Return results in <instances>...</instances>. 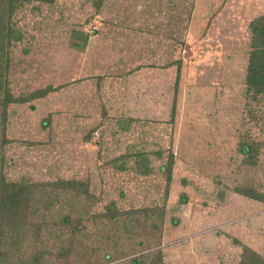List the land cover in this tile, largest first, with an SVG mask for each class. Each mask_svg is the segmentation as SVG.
I'll return each mask as SVG.
<instances>
[{
	"label": "rangeland",
	"instance_id": "rangeland-1",
	"mask_svg": "<svg viewBox=\"0 0 264 264\" xmlns=\"http://www.w3.org/2000/svg\"><path fill=\"white\" fill-rule=\"evenodd\" d=\"M263 14L264 0L24 3L1 172L87 181L101 211L162 207L159 245L136 252L160 250L161 264H237L234 241L264 258V204L235 193L264 195V94L244 85L249 24ZM245 136L262 145L252 166L237 152Z\"/></svg>",
	"mask_w": 264,
	"mask_h": 264
},
{
	"label": "trees",
	"instance_id": "trees-1",
	"mask_svg": "<svg viewBox=\"0 0 264 264\" xmlns=\"http://www.w3.org/2000/svg\"><path fill=\"white\" fill-rule=\"evenodd\" d=\"M27 2L0 0V147L8 142L4 137L6 107L18 102L12 98L7 80L9 47L18 40L14 37L13 16ZM249 30L244 85L247 95L257 97L264 94V14L249 24ZM47 90H39L28 99L39 98ZM261 146L245 136L238 143L237 152L252 166ZM172 165L169 153L165 165L158 168L166 193ZM143 168L142 174H146L144 165ZM1 169L2 164L0 264H105L118 260L119 264H161L160 250L136 254L159 245L164 221L162 207L121 210L109 202L101 211L97 209L98 199L89 193L87 181H9ZM235 193L264 204V195L253 189L240 188ZM234 243L241 247L237 264H264L257 252Z\"/></svg>",
	"mask_w": 264,
	"mask_h": 264
}]
</instances>
